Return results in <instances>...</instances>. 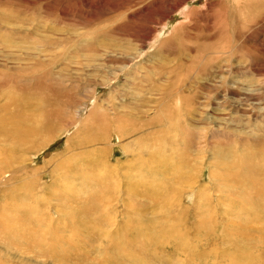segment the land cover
<instances>
[{
  "label": "rangeland",
  "instance_id": "374dc122",
  "mask_svg": "<svg viewBox=\"0 0 264 264\" xmlns=\"http://www.w3.org/2000/svg\"><path fill=\"white\" fill-rule=\"evenodd\" d=\"M0 26V106L14 122L46 127L23 151L0 139V158L20 160L0 182V264H62L36 257L53 236L69 247L66 264H232L240 249L264 254V206L248 194L256 207L244 213L233 193L243 185L264 194L240 153L264 156V0H0ZM45 36L62 45L48 38L51 50H39ZM216 149L229 150L227 162ZM169 222L183 223L182 256L181 241L152 239L162 224L172 232ZM128 228L146 260L125 252L127 239L115 243L125 260L98 252Z\"/></svg>",
  "mask_w": 264,
  "mask_h": 264
},
{
  "label": "bare ground",
  "instance_id": "6f19581e",
  "mask_svg": "<svg viewBox=\"0 0 264 264\" xmlns=\"http://www.w3.org/2000/svg\"><path fill=\"white\" fill-rule=\"evenodd\" d=\"M131 1V0H130ZM156 2V1H155ZM124 4V3H123ZM162 6V5H161ZM11 7V6H10ZM121 7H124L123 5H121V6H119L118 8H121ZM117 8V9H118ZM128 8V7H127ZM3 9V8H2ZM115 10H116V8L114 9V11H113V13L115 12ZM117 11V10H116ZM164 12V11H163ZM132 14V16H137L138 14H139V11H137V10H135V11H132L131 12ZM11 14V13H10ZM127 14V12L125 11L124 12V16ZM161 16V15H160ZM161 17H163V16H161ZM12 18V17H11ZM132 18V17H131ZM14 22V21H13ZM17 22V21H16ZM6 24V23H5ZM12 25V24H11ZM83 25V24H82ZM3 26H4V24H3ZM5 26H8V25H5ZM10 26V25H9ZM1 27V26H0ZM120 27V26H119ZM255 27V26H254ZM185 28V27H184ZM97 30H98V28H97ZM129 30V29H128ZM162 30V29H161ZM75 31V30H74ZM94 31V30H93ZM101 31V30H100ZM92 32V31H91ZM161 32V31H160ZM26 33V32H25ZM86 33V32H85ZM123 33H125V34H127V38H129V41H130V39L131 38H133V35H134V32L133 33H128V31L126 32L125 30H123ZM148 33L147 32H145L144 33V35H142V40L145 38V36L147 35ZM76 35V34H75ZM84 35V34H83ZM71 36V35H70ZM52 36H50V37H48V36H45L42 40L44 41V43L43 42H41V41H39V39H37V38H34L36 41V44H35V47H37L39 50H41V51H44V52H48L49 50H51L50 48H49V46L51 45V43H52V41H53V43L54 44H56V45H58V46H60V44L62 45V43H61V41H54V39L55 38H51ZM101 37H103V36H101ZM173 37V36H172ZM176 37V36H175ZM48 38H51L52 39V41H51V39L50 40H47ZM126 38V39H127ZM73 39V38H72ZM71 39V40H72ZM167 39V38H166ZM166 39L165 40H162L160 43H159V47L156 49V51H162V47H164L165 46V44H166ZM115 40V39H114ZM119 41V40H118ZM144 41V40H143ZM173 41V40H172ZM30 42V41H29ZM34 42V41H33ZM32 42V43H33ZM85 42V41H84ZM89 42H91V41H89ZM168 44V43H167ZM17 45V44H16ZM90 45H94V44H90ZM97 45V44H96ZM95 45V46H96ZM12 46H14V45H12ZM137 46V48L139 47V48H141V47H143V46H139V45H136ZM43 47V48H42ZM56 47V46H55ZM94 47V46H93ZM20 48V47H19ZM87 48H89V47H87ZM86 48V49H87ZM96 48H98L97 46H96ZM37 49V50H38ZM66 49V48H65ZM83 49V48H82ZM100 49V48H99ZM141 49H143V48H141ZM161 49V50H160ZM233 49V48H232ZM13 50V49H12ZM38 50V51H39ZM101 50V49H100ZM138 50V49H137ZM11 51V50H10ZM15 51V50H14ZM29 51V50H28ZM43 52V53H44ZM22 54L24 53V52H21ZM27 53V52H26ZM30 54V53H29ZM140 53L138 52V53H135L134 55H130V57H128V59H133L134 57H138V55H139ZM149 53H147L146 55H148ZM231 54V53H230ZM21 55V54H20ZM31 55V54H30ZM34 55V54H33ZM38 55V54H37ZM154 55H155V53H154ZM234 55V54H233ZM26 56V55H25ZM22 57V56H21ZM53 57L55 58V59H57V58H60V56L58 55V57L57 56H54L53 55ZM57 57V58H56ZM30 58H32V57H30ZM34 58V57H33ZM40 58V57H39ZM54 58H52L53 60H54ZM64 58V57H63ZM126 58V57H125ZM149 58V57H148ZM42 59V58H41ZM24 60V59H23ZM35 60V59H34ZM43 61V60H42ZM141 61V60H140ZM19 61H17L16 63H18ZM21 62H23V61H21ZM125 62V61H124ZM143 62V61H142ZM2 63V62H1ZM40 63V62H39ZM137 63V62H136ZM33 64H37V61L35 60L34 61V63ZM220 64V63H219ZM229 63H227L226 65H224L225 66V70H226V72L227 73H229V71L231 72V74H232V65H228ZM14 65V64H13ZM23 66V64H20V66ZM0 66H3V65H0ZM19 66V67H20ZM15 67V66H14ZM32 67H34V66H32ZM141 67V66H140ZM11 68V67H10ZM133 68V67H132ZM136 68V67H135ZM223 68V67H222ZM12 69V68H11ZM138 69V68H137ZM14 70V69H13ZM10 71V70H9ZM15 71H16V68H15ZM23 71V70H22ZM25 71H27V70H25ZM27 73H28V71H27ZM223 73H225V71H223ZM13 74V73H12ZM230 74V73H229ZM10 76V75H9ZM26 78V77H25ZM108 78H110V77H108ZM68 79V78H67ZM20 80V79H19ZM110 84V83H109ZM115 88V87H114ZM167 89V88H166ZM96 90V88H94L93 89V92ZM116 89H114V91H115ZM113 93V92H112ZM160 100V99H159ZM6 103V102H5ZM86 102H84L83 103V105H80L76 110H75V115L77 116V114H78V112H80L81 110H83V108L86 106V104H85ZM97 103H99V102H97ZM179 103H180V101H179ZM95 104H96V102H94V104H93V106H95ZM100 104V103H99ZM185 104V103H184ZM220 104V103H219ZM7 106V105H6ZM5 105H2V106H0V110H2L1 112H0V139L2 140V142L3 141H7V142H10V143H12V149H13V151H15V152H18V151H23L26 147H27V144H28V142L29 141H31V139H33V137H35V136H37V134L38 133H41L42 131H44V130H46V127H36V126H34V125H32V124H28L27 126H23V125H21L20 123H19V121H17V120H15V122L13 121L14 120V118H11V116H9V114H8V111H6L7 109V107H6ZM6 107V108H5ZM9 107V106H8ZM140 108V107H139ZM9 109V108H8ZM32 109V108H31ZM9 110H12L11 108L9 109ZM93 110V109H92ZM91 110V111H92ZM141 111V110H140ZM160 112V111H159ZM11 113V112H10ZM21 114H22V112H21ZM93 114H95V113H90V114H88V116H90V115H93ZM132 114H135V113H132ZM131 114V115H132ZM161 114V113H160ZM20 115V114H19ZM21 116V115H20ZM23 116H25L24 114H23ZM183 116V115H182ZM13 117V116H12ZM19 117V116H18ZM25 118H26V116H25ZM163 118L165 119V118H167V116L165 115V114H163ZM23 119V118H22ZM164 119H163V121H164ZM166 120V119H165ZM149 121H150V119H149ZM145 122V124H149V123H151V122ZM165 122V121H164ZM29 123V122H28ZM42 124H43V122H42ZM163 124V123H162ZM26 125V124H25ZM41 125V124H40ZM165 126V125H164ZM219 126V125H218ZM217 126V127H218ZM149 128V127H148ZM152 129V128H151ZM131 130V129H130ZM210 130H212V129H210ZM132 131V130H131ZM152 131V130H151ZM157 131H159V130H157ZM119 132V131H118ZM125 133L126 134H128V133H130L129 131H125ZM156 133H158V132H156ZM116 134H117V132H116ZM150 135V134H149ZM44 136V135H43ZM116 136H118V138H121L122 137V133L120 132V135L119 134H117ZM206 136V135H205ZM38 138V137H37ZM160 138V137H159ZM46 139V138H45ZM164 139V138H163ZM162 139V140H163ZM181 142V141H180ZM206 142V145H211V141H208V140H206L205 141ZM9 144V143H8ZM4 145V144H3ZM10 145V144H9ZM31 146V145H30ZM11 147V146H10ZM209 147V146H208ZM27 148H29V146L27 147ZM33 148V147H32ZM11 149V150H12ZM209 149H210V147H209ZM28 149H26L25 151H27ZM30 150H32V149H30ZM30 150H29V152H30ZM1 152H2V145L0 146V154H1ZM28 152V151H27ZM23 153V152H22ZM240 153H241V158H243V153H249V155H248V161H247V163H246V169H247V176H246V178L249 176V174L251 173V172H253L254 174H252V175H250L249 176V180L250 181H255L257 184H259V186L263 183L264 184V156H259V157H257V158H259V161H258V159H256L255 158V152L254 151H252L251 149H246V150H241L240 151ZM20 154V153H19ZM263 154V153H262ZM228 155H229V150H221V149H216V153H215V155H214V157H215V159H216V161L218 162V161H225V162H227L228 161ZM22 156V155H21ZM55 157V156H54ZM17 158V157H16ZM11 159H13L12 158V155L11 156H5V157H1L0 158V182L3 180V178H6V176L9 174V173H7V170H10L9 168H8V164L10 163V162H20V160L18 159V160H15V159H13V160H11ZM152 159V158H151ZM15 160V161H14ZM153 160V159H152ZM156 161V160H155ZM158 161V160H157ZM156 161V162H157ZM148 162V161H147ZM152 162V161H151ZM216 162V163H217ZM159 163V162H158ZM12 164V163H11ZM15 164V163H14ZM17 164V163H16ZM171 165L173 166H175V164H172L171 163ZM10 166V165H9ZM16 166H18V165H16ZM21 166V165H20ZM11 167H12V165H11ZM147 167V166H146ZM160 167V166H159ZM255 167H258V171H255L254 170V168ZM13 168V167H12ZM21 168V167H20ZM152 168V167H151ZM23 169V168H22ZM12 170H16L15 168H13ZM18 170V169H17ZM110 170V169H109ZM147 170V169H146ZM159 170H160V168H159ZM110 171H112V170H110ZM175 171V170H174ZM34 172V171H33ZM39 171H37V173H38ZM113 172V171H112ZM38 175V174H37ZM36 177V176H35ZM143 177V176H142ZM252 177H254V178H252ZM129 178V177H128ZM245 178V179H246ZM146 182V181H145ZM239 185L241 184V182H237ZM17 186V185H16ZM23 186V185H22ZM18 187V186H17ZM17 187H15V188H17ZM37 188V187H36ZM238 190H239V192H233L234 194H237L238 195V202H235L234 204H235V207H244L243 208V211H244V213H249L248 211L250 210V209H246V207H256L255 205H253V204H249V203H251L250 201H249V199L247 198V195L248 194H251L253 197H254V199H253V202H256V201H258V198L260 199V203H261V205H263L264 206V201L261 199L263 196H264V194L263 193H261V192H259V194H256L255 192H253V193H251L250 191H245L244 189H243V185H241L239 188H237ZM0 190H1V188H0ZM4 190V189H3ZM37 190V189H36ZM28 191V190H27ZM3 192V191H2ZM28 193V192H27ZM1 195H3V193H1ZM28 195H30V194H28ZM41 199V198H40ZM39 202V201H38ZM260 205V206H261ZM8 208V207H7ZM1 211H3V210H0V212ZM10 213V212H9ZM58 213V212H57ZM7 214V213H6ZM7 215H9V214H7ZM12 215V214H11ZM249 214H246L245 216H243L242 217V222H245L246 221V218H247V216H248ZM236 216H240V215H236ZM13 217V216H12ZM53 218H54V216H52ZM52 217H50V215H49V217L48 218H52ZM62 217V216H61ZM67 217V216H66ZM14 218V217H13ZM57 218V217H56ZM234 219V218H233ZM15 220H17V219H15ZM0 221H1V219H0ZM47 222V221H46ZM173 221H171V223H172ZM175 222V221H174ZM197 222H198V220L196 219V222H195V224H197ZM239 223H241V222H239V220L237 219V221H233V223H232V227H234V226H236V225H238ZM4 224V223H3ZM12 224V223H11ZM16 224V223H15ZM64 224V223H63ZM169 224H170V222H169ZM183 223H176V224H170V228H172V232H170L169 234H166L165 233V228H164V225L162 224V227H159V232H157V234H156V237H153L152 239L156 242L155 243V245H158V244H161L162 243V241L161 240H164V242H163V244H162V248L164 247V245H165V243H167L168 245H171V243H172V241H173V239H176V240H178V241H181L182 243H183V246L184 247H182V251H179V255H183V253H184V251H185V247H186V242L187 243H189L186 239H188L187 238V235H185V229H183L182 228V225ZM10 225V224H9ZM65 225V224H64ZM194 225V224H193ZM14 225H12V227H13ZM47 225H45L44 227H46ZM1 227H4V226H0V228ZM19 227V226H18ZM4 229V228H3ZM5 229H7L8 230V228H5ZM44 229V228H43ZM161 229V230H160ZM12 230H13V228H12ZM62 230V229H61ZM154 230V229H153ZM1 231H2V228H1ZM6 231V230H5ZM53 232H54V230H52ZM161 231V232H160ZM258 231H259V233H260V237H261V245L262 246H264V228L263 229H258ZM18 232V231H17ZM20 232V231H19ZM58 232V231H57ZM126 233H127V236H124V235H118V237H112L111 239H109L108 241H107V243H103V244H101V246L99 247V251L98 252H100V253H102L104 256L105 255H108V254H111V253H113L112 255H118L119 257H121V259L122 260H125L126 258H129V257H127V256H125V255H122L121 253H119V251H118V248H116V246H115V243L116 242H118V241H121V240H123V239H127L128 240V242H127V244H126V250H125V252H127L128 254H134V255H137L136 253H140V256L141 257H143L145 260H146V258H145V256H144V254H142L140 251H138V252H135V250L137 251L138 249L137 248H135L133 245H130L129 244V241H131L132 239H133V236L132 235H130V233L132 232L129 228L128 229H126V231H125ZM152 232V231H151ZM2 233V232H1ZM49 233V232H48ZM51 233V232H50ZM55 233H56V231H55ZM55 233H53V234H55ZM65 233V232H64ZM8 234V233H7ZM44 234V233H43ZM57 234V233H56ZM6 235V234H5ZM17 235V234H16ZM18 235H20V233L18 234ZM17 235V236H18ZM27 235V234H26ZM48 235H50V234H48ZM136 235V232L134 233V236ZM1 236V235H0ZM22 236V235H21ZM39 236V235H38ZM37 236V237H38ZM62 236V235H61ZM2 237V236H1ZM6 237H9V236H6ZM19 237V236H18ZM43 237L44 236H39L38 238H39V240H40V238L43 240ZM50 237H51V235H50ZM65 237V236H64ZM193 237V236H192ZM10 238V237H9ZM55 238L56 237H52L51 239H48V240H46L45 242H41V241H39V243L41 242V244H42V246L43 245H45V247H43L44 248V250L42 251V252H40V253H38V254H36V257L38 256V257H40L41 258V256H47V255H52V256H56L55 258H57V257H59V259H60V261H61V263L62 264H66L65 262H64V259L67 261V263H69L68 261H70V259L68 258V256H69V254H68V250H69V247H68V250H67V248H64V246H65V244H64V246L63 247H58V245H60V244H62V242L60 243V244H56V242L57 241H55ZM236 238V237H235ZM1 239V238H0ZM14 239V238H13ZM15 239H17V241L19 240V239H21V238H15ZM14 239V240H15ZM45 239V238H44ZM47 239V238H46ZM148 239V241H150V239L149 238H147ZM24 243L26 242L25 240H23V239H21ZM236 240H237V238H236ZM13 241V240H12ZM14 242V241H13ZM19 242V241H18ZM22 242V243H23ZM151 242V241H150ZM2 243H4V239H3V242ZM15 244L17 243V242H14ZM44 243V244H43ZM0 244H1V242H0ZM7 244V243H6ZM18 245H19V243H17ZM190 244V243H189ZM22 245V244H21ZM24 245V244H23ZM22 245V246H23ZM33 245V244H32ZM67 246H68V244H66ZM1 246V245H0ZM4 246H6V245H4ZM8 246V245H7ZM12 246H14V245H12ZM17 246V245H16ZM21 247V246H20ZM19 247V248H20ZM66 247V246H65ZM123 249H124V247L123 246H121ZM156 247V246H155ZM3 248V247H2ZM1 248V249H2ZM7 248V247H6ZM8 248H10V247H8ZM14 248V247H13ZM18 248V249H19ZM26 248V247H25ZM29 248V247H28ZM112 248V249H111ZM11 249V248H10ZM24 249V248H23ZM23 249H22V251H23ZM41 249V248H40ZM3 250V249H2ZM19 250H21V249H19ZM110 250H112V251H110ZM156 250V249H155ZM16 251V250H15ZM7 252V251H6ZM30 252V251H29ZM19 253V252H18ZM27 253V252H26ZM25 253V254H26ZM29 254V253H28ZM236 254L239 256L238 258H234V256L233 255H231V258H232V260H230V262H232V264H259L258 262H257V259H259L260 257H261V255H263L264 256V254H262V253H257L255 250H253V248L252 247H248V248H244V249H240L239 251H237L236 252ZM22 256V255H21ZM51 256V257H52ZM102 256V255H101ZM71 257V256H70ZM115 258V257H114ZM51 259V258H50ZM58 259V258H57ZM72 259V258H71ZM107 259V258H106ZM100 260H102V259H100ZM108 260V259H107ZM28 261V260H27ZM51 261V260H50ZM58 261V260H57ZM78 261H80V262H84V261H81V258H77L76 260H74L72 263H76V264H78ZM85 261H91V259H87L86 257H85ZM261 261H263V260H261ZM261 261H260V263H261ZM37 262V261H36ZM55 262H56V259H55ZM118 262V261H117ZM59 263V262H58ZM57 262L56 263H53V264H58ZM93 263V262H92ZM102 263V262H101ZM110 263V262H109ZM119 263V262H118ZM60 264V263H59ZM83 264V263H82ZM94 264V263H93ZM102 264H107V262L105 261V262H103ZM115 264H117V263H115ZM120 264V263H119ZM131 264H136L135 263V261L134 260H132L131 261ZM220 264H225V263H222L221 261H220ZM261 264H263V263H261Z\"/></svg>",
  "mask_w": 264,
  "mask_h": 264
}]
</instances>
